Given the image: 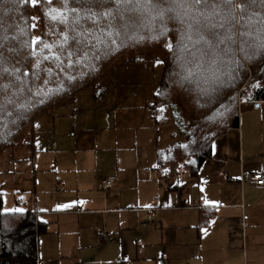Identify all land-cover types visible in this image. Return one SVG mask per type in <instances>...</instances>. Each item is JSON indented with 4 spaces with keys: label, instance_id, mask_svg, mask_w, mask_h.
I'll list each match as a JSON object with an SVG mask.
<instances>
[{
    "label": "trees",
    "instance_id": "trees-1",
    "mask_svg": "<svg viewBox=\"0 0 264 264\" xmlns=\"http://www.w3.org/2000/svg\"><path fill=\"white\" fill-rule=\"evenodd\" d=\"M153 3L163 6V0ZM105 8L114 19L89 18L88 9ZM253 11H264L259 0L248 14ZM156 12L112 0H0V153L38 119L95 89L122 65L157 57L163 70L149 106L158 138L168 114L177 131L172 144L158 146L154 168L158 177L174 176L182 167L197 178L213 141L239 125L243 108L264 100V54L255 47L254 30L212 51L196 43L194 33L189 39L184 25L169 18L172 13L165 14L162 31ZM33 38H39L35 45ZM3 188L0 183V264H39L49 223L35 208L4 210ZM212 212L202 209L200 226Z\"/></svg>",
    "mask_w": 264,
    "mask_h": 264
},
{
    "label": "crops",
    "instance_id": "crops-1",
    "mask_svg": "<svg viewBox=\"0 0 264 264\" xmlns=\"http://www.w3.org/2000/svg\"><path fill=\"white\" fill-rule=\"evenodd\" d=\"M59 108L64 141L32 155V204L49 223L39 264H264V186L246 179L264 167V100L213 141L197 178L157 176V129L141 143L111 115L85 122L74 105L62 121ZM202 209L214 212L200 226Z\"/></svg>",
    "mask_w": 264,
    "mask_h": 264
},
{
    "label": "rangeland",
    "instance_id": "rangeland-1",
    "mask_svg": "<svg viewBox=\"0 0 264 264\" xmlns=\"http://www.w3.org/2000/svg\"><path fill=\"white\" fill-rule=\"evenodd\" d=\"M162 70L163 63L157 57L130 61L105 77L95 89L82 90L73 101L57 106L56 108L60 107V111L65 112L60 118L64 121L67 111L76 105L77 108H83L76 112V116L82 115L85 122L97 118L109 120L111 115L112 120L119 122L118 127L125 126L130 131L136 129L138 141L145 143L148 138L150 142L149 135L154 134L157 123L149 105L153 93L158 89ZM56 108L53 113H56ZM167 118L168 122L162 126L158 138L159 148L167 147L175 141V120L169 114ZM49 119V116L38 119L19 138L17 144L0 153V183L4 187L6 211L33 208V174L38 167L32 161L34 149L50 148L45 146L48 139H55L56 146H60L65 138V131L61 127L56 126L61 130L52 131L54 124ZM150 130L154 132H149Z\"/></svg>",
    "mask_w": 264,
    "mask_h": 264
},
{
    "label": "snow or ice",
    "instance_id": "snow-or-ice-1",
    "mask_svg": "<svg viewBox=\"0 0 264 264\" xmlns=\"http://www.w3.org/2000/svg\"><path fill=\"white\" fill-rule=\"evenodd\" d=\"M35 4L37 0H29ZM79 2V0H78ZM104 0H101L103 3ZM117 5H134L135 8H156V15L162 22L166 13H172L170 19L177 20L185 27V33L191 39L192 34L196 35V43L203 42L214 51L217 44L236 43L238 38L247 37L252 34L251 30L258 33L259 42L255 44L258 52L264 54V11H253L249 15V10L257 4V0H163V6L153 3V0H112ZM260 7L264 9V0H259ZM130 11L133 9H129ZM53 11H56L55 9ZM75 12V9H71ZM89 18L103 15L105 18L113 17L109 9H104L102 13H94L88 9ZM256 23H253V18ZM63 19V17H61ZM56 19V16H53ZM121 19L123 17L121 16ZM206 35L208 39H206ZM39 38H33V45ZM183 39V37H182ZM242 45H247V41L241 39ZM47 47V46H46ZM169 47H171L169 45ZM244 51V47L240 48ZM5 71H7L5 69Z\"/></svg>",
    "mask_w": 264,
    "mask_h": 264
},
{
    "label": "built area",
    "instance_id": "built-area-1",
    "mask_svg": "<svg viewBox=\"0 0 264 264\" xmlns=\"http://www.w3.org/2000/svg\"><path fill=\"white\" fill-rule=\"evenodd\" d=\"M246 179L249 180V181H251V182H253V183H255V184H257V185L264 186V167L263 166H260L259 170L254 171ZM113 181H114V177L113 178L105 179L103 181V185L104 186L111 185ZM99 239H100V241L107 240L106 231L101 230L99 232Z\"/></svg>",
    "mask_w": 264,
    "mask_h": 264
}]
</instances>
